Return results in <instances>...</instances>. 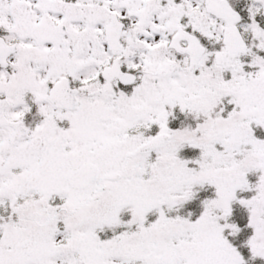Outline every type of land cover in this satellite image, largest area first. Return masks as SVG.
I'll return each instance as SVG.
<instances>
[{
	"label": "snow or ice",
	"instance_id": "1",
	"mask_svg": "<svg viewBox=\"0 0 264 264\" xmlns=\"http://www.w3.org/2000/svg\"><path fill=\"white\" fill-rule=\"evenodd\" d=\"M0 264H264V0H0Z\"/></svg>",
	"mask_w": 264,
	"mask_h": 264
}]
</instances>
